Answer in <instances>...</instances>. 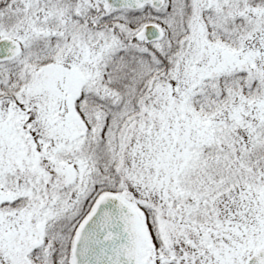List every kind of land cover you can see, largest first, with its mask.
<instances>
[{
	"label": "snow or ice",
	"instance_id": "snow-or-ice-1",
	"mask_svg": "<svg viewBox=\"0 0 264 264\" xmlns=\"http://www.w3.org/2000/svg\"><path fill=\"white\" fill-rule=\"evenodd\" d=\"M0 264H264V0H0Z\"/></svg>",
	"mask_w": 264,
	"mask_h": 264
}]
</instances>
